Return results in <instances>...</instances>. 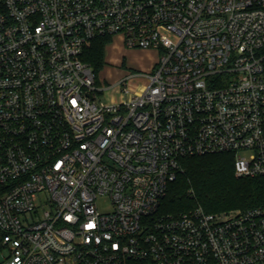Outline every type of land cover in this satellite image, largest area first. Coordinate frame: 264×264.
<instances>
[{
    "label": "built area",
    "instance_id": "1",
    "mask_svg": "<svg viewBox=\"0 0 264 264\" xmlns=\"http://www.w3.org/2000/svg\"><path fill=\"white\" fill-rule=\"evenodd\" d=\"M116 36L158 59L106 103L82 56ZM221 153L264 176V0H0L4 264H264V206L161 211Z\"/></svg>",
    "mask_w": 264,
    "mask_h": 264
},
{
    "label": "trees",
    "instance_id": "2",
    "mask_svg": "<svg viewBox=\"0 0 264 264\" xmlns=\"http://www.w3.org/2000/svg\"><path fill=\"white\" fill-rule=\"evenodd\" d=\"M110 42L109 38H99L85 46L82 60L96 75L104 64V47ZM180 163L182 172L168 186L161 202L163 213H183L196 207L217 213L264 206V176L236 177L232 154L187 157Z\"/></svg>",
    "mask_w": 264,
    "mask_h": 264
},
{
    "label": "rangeland",
    "instance_id": "3",
    "mask_svg": "<svg viewBox=\"0 0 264 264\" xmlns=\"http://www.w3.org/2000/svg\"><path fill=\"white\" fill-rule=\"evenodd\" d=\"M109 41L111 42L104 47L103 67L97 74V85L101 88L98 99L106 103L119 101L118 84L120 81H126L127 88L131 91L146 84L147 81L144 75L151 72V65L157 62L158 59L156 51L122 47L118 37L109 38ZM85 62L87 63L86 60ZM99 209L102 211L108 210L109 203L101 201ZM229 211L242 210L231 209L221 212ZM6 256V251L0 250V264L5 263Z\"/></svg>",
    "mask_w": 264,
    "mask_h": 264
},
{
    "label": "crops",
    "instance_id": "4",
    "mask_svg": "<svg viewBox=\"0 0 264 264\" xmlns=\"http://www.w3.org/2000/svg\"><path fill=\"white\" fill-rule=\"evenodd\" d=\"M116 37L119 38V40H120V44H121V46L123 47V42H122L121 37H120V36H116ZM116 37H115V38H116ZM149 51H152V52H153L154 50H149ZM155 64H156V62H154L153 65H151V69L153 68V66H154ZM142 86H143V85H142Z\"/></svg>",
    "mask_w": 264,
    "mask_h": 264
}]
</instances>
